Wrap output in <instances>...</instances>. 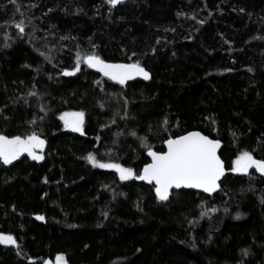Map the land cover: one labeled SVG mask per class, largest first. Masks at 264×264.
<instances>
[{"label": "trees", "instance_id": "obj_1", "mask_svg": "<svg viewBox=\"0 0 264 264\" xmlns=\"http://www.w3.org/2000/svg\"><path fill=\"white\" fill-rule=\"evenodd\" d=\"M78 53L150 78L120 86L83 63L63 75ZM76 112L70 132L59 117ZM33 131L41 162H0V233L19 246L0 244V264H264V176L230 170L243 151L264 160V0H0V134ZM193 131L221 142L230 171L211 196L158 201L85 159L138 174L141 138L161 152Z\"/></svg>", "mask_w": 264, "mask_h": 264}, {"label": "snow or ice", "instance_id": "obj_2", "mask_svg": "<svg viewBox=\"0 0 264 264\" xmlns=\"http://www.w3.org/2000/svg\"><path fill=\"white\" fill-rule=\"evenodd\" d=\"M10 2L15 3L16 0H10ZM105 2L110 7H115L123 0H105ZM15 27L20 34L25 32L23 20L15 23ZM62 39H67V37H62ZM40 55L49 59L43 52ZM81 63L96 69L108 80L115 81L120 85H124L134 76H143L145 80L150 78L149 73L139 62L130 64L107 63L95 53L83 56L78 53L75 66L71 70H63L62 74L65 76L74 75L80 71ZM29 95L35 96L36 93L30 92ZM44 110L41 107V111ZM69 116L72 119H68ZM83 117V112L62 113L59 119L64 122L66 128L79 132L82 130ZM30 123L34 124L35 121ZM165 123H167L166 120ZM131 135L136 136V132L133 131ZM164 143L167 146V151L157 152L148 147L144 138H141V144L147 148V155L151 157V163L145 164L138 174L132 168L123 167L118 163L101 162L93 153H89L85 159L95 168L114 169L121 181L137 179L154 184L155 196L158 201L168 200L172 188L201 189L209 194L216 191L219 187L217 182L225 175L224 162L217 155V149L221 146L219 140L210 139L198 131H193L175 138H169ZM44 144L45 141L35 131L23 137L20 135L9 137L0 134V162L4 165L12 164L23 153H27L32 160H42L43 156L38 154L37 149L42 150ZM252 168L264 176V160L256 159L250 152L243 151L233 159L230 170L233 173L248 174L249 169ZM210 211L215 212L216 209L213 208ZM103 214L107 215V213ZM206 214L207 212H202L201 216ZM36 219L43 220L44 217L37 216ZM0 244L19 247L11 234L0 233ZM244 254L247 255V250H244ZM63 261L62 255L57 257L58 264H62Z\"/></svg>", "mask_w": 264, "mask_h": 264}, {"label": "water", "instance_id": "obj_3", "mask_svg": "<svg viewBox=\"0 0 264 264\" xmlns=\"http://www.w3.org/2000/svg\"><path fill=\"white\" fill-rule=\"evenodd\" d=\"M107 63H109V62H107ZM122 64H130V63H122ZM84 65L87 67L86 64H84ZM87 68H89V67H87ZM89 69L92 70V71H94L96 74H98V75L104 77V76L102 75V73L98 72L96 69H94V68H89ZM149 75H150V74H149ZM104 78H107V77H104ZM147 80H148V79H147ZM110 81H111V80H110ZM135 81H146V80L143 78V76H134L131 80L126 81L124 85H120V84L116 83L115 81H111V82H113V83H115V84H117V85H120V86H125V85H127V84H129V83H132V82H135ZM68 119H72V117L69 116ZM68 130H69L70 132H76V131H72L71 128H68ZM201 134H202V133H201ZM46 147H47L46 144H44L42 150L37 149L38 154L42 155V154L46 151ZM221 147H222V145L220 146V148L217 149V155H218V156H219V152H220ZM163 151H167V146H166L165 143H164V149H163ZM26 155H27V153H23V154H21V157L26 156ZM27 156H28V155H27ZM28 157H29V156H28ZM147 157H148V160H149L148 163H151V157H149L148 155H147ZM29 158H30V157H29ZM30 159H31V158H30ZM31 161H33V162H41V160L36 161V160H32V159H31ZM224 165H225V164H224ZM142 169H143V168H142ZM229 172H230V171L227 170L226 167H225V175L222 176L221 179L217 182L218 185L220 184V182L223 180V178H224ZM144 182H145L146 184H149V183L146 182V181H144ZM149 185H152V186L154 187V184H149ZM219 189H220V185H219V187L216 189V191H214V192H212L211 194H209V193H205V192H203L201 189H191V188H183V187L180 188V189L172 188V189H170V192H169V198H170V195H171L172 191H174V190H192V191L199 192L200 194H203V195H205V196H211V195L217 193V192L219 191ZM154 194H155V191H154ZM155 197H156V196H155Z\"/></svg>", "mask_w": 264, "mask_h": 264}, {"label": "rangeland", "instance_id": "obj_4", "mask_svg": "<svg viewBox=\"0 0 264 264\" xmlns=\"http://www.w3.org/2000/svg\"><path fill=\"white\" fill-rule=\"evenodd\" d=\"M250 170V169H249ZM237 174H243V173H237ZM51 264H58L57 260L55 261V263H51ZM62 264H65V261L62 262Z\"/></svg>", "mask_w": 264, "mask_h": 264}, {"label": "flooded vegetation", "instance_id": "obj_5", "mask_svg": "<svg viewBox=\"0 0 264 264\" xmlns=\"http://www.w3.org/2000/svg\"><path fill=\"white\" fill-rule=\"evenodd\" d=\"M26 156H27V155H26ZM20 157H21V156H20ZM20 157H19V158H20ZM27 157H28V156H27ZM28 158H29V157H28Z\"/></svg>", "mask_w": 264, "mask_h": 264}]
</instances>
